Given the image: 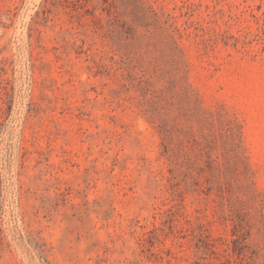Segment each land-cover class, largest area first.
<instances>
[{
  "label": "rangeland",
  "instance_id": "rangeland-1",
  "mask_svg": "<svg viewBox=\"0 0 264 264\" xmlns=\"http://www.w3.org/2000/svg\"><path fill=\"white\" fill-rule=\"evenodd\" d=\"M0 264H264V0H0Z\"/></svg>",
  "mask_w": 264,
  "mask_h": 264
}]
</instances>
